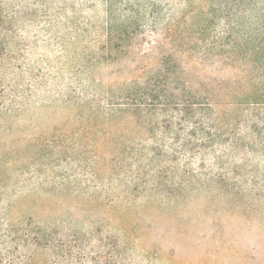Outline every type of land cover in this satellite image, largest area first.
<instances>
[{
    "label": "rangeland",
    "instance_id": "1",
    "mask_svg": "<svg viewBox=\"0 0 264 264\" xmlns=\"http://www.w3.org/2000/svg\"><path fill=\"white\" fill-rule=\"evenodd\" d=\"M0 3L15 34L8 49L16 52L15 63L33 92L19 113L0 120V237L9 223L29 216L45 225L108 233L118 223L116 213L131 209L132 224H151L146 245L159 256H138L139 264H264V105L217 106L228 140L194 157L160 162L173 182L174 169L193 175L175 197L161 202L149 190L128 188L131 166L118 165L109 151L108 138L118 128L92 110L144 79V68H157L169 48L190 54L187 76L193 81L237 73L238 66L222 61L219 52L206 57L193 33L213 18L217 1ZM215 18L211 32L218 35L229 17L217 11ZM168 99L158 121L183 127L176 112L165 116L175 110L174 98ZM166 137L169 153L177 143Z\"/></svg>",
    "mask_w": 264,
    "mask_h": 264
},
{
    "label": "trees",
    "instance_id": "2",
    "mask_svg": "<svg viewBox=\"0 0 264 264\" xmlns=\"http://www.w3.org/2000/svg\"><path fill=\"white\" fill-rule=\"evenodd\" d=\"M209 1H217L219 6L211 7L213 18L194 27L193 33L199 35L206 57L219 52L222 61L238 66L237 73L211 74L208 79L193 81L187 76L190 54L184 49L169 48L157 68H144V79L111 94L109 105L92 108L101 112L110 128H118L116 135L108 138L109 151L118 165L126 162L131 166L126 172L134 176L128 188L149 190L159 202L175 197L177 190L187 185L186 179L193 176L187 168L174 169L173 182L166 178L165 169L159 168L160 162L166 157L176 160L183 154L194 157L228 140L215 112L217 106L238 109L244 104L264 105V0ZM217 11L229 17L226 30L218 35L215 30L211 32ZM171 25L166 24L167 32ZM13 39L14 30L0 3V120L19 113L33 96L32 83L24 82L25 73L15 63L16 52L8 49ZM169 94L175 103L171 109L175 110L165 116L172 117L176 112L189 125L182 122L183 127L177 128L164 125L169 119L158 121L164 107L173 100L168 99ZM167 135L177 143L169 153L164 145ZM115 218L118 223L108 233L65 223L45 225L32 216L9 223L0 237V264H139L138 256L147 261L159 258L146 245V234L151 236L153 232L151 224H132L131 209L116 213Z\"/></svg>",
    "mask_w": 264,
    "mask_h": 264
}]
</instances>
